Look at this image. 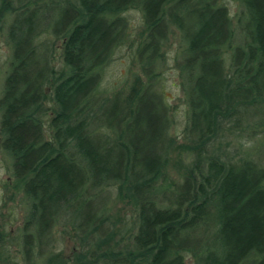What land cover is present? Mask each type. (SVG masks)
Instances as JSON below:
<instances>
[{"label":"trees","instance_id":"1","mask_svg":"<svg viewBox=\"0 0 264 264\" xmlns=\"http://www.w3.org/2000/svg\"><path fill=\"white\" fill-rule=\"evenodd\" d=\"M48 1L0 0V147L26 206L24 264L47 252L46 264H264V0H231L233 18L218 0ZM131 10L150 60L176 26L175 182L159 94L139 79L124 96L100 89ZM44 34L60 41L58 67ZM116 203L130 220L113 219ZM58 226L78 248L66 258L48 251Z\"/></svg>","mask_w":264,"mask_h":264},{"label":"rangeland","instance_id":"2","mask_svg":"<svg viewBox=\"0 0 264 264\" xmlns=\"http://www.w3.org/2000/svg\"><path fill=\"white\" fill-rule=\"evenodd\" d=\"M68 1L74 2L75 0ZM220 1L227 7L232 18L235 13H238L236 5L231 0H218V2ZM46 2L49 1L46 0ZM123 18L126 23V36L122 45L114 50L108 62L101 69L100 89L105 97L114 94L124 96L128 94L134 80L139 79L142 86L147 85L159 94L170 121L167 135L173 139L172 148L169 149L165 175L170 182H175L176 143L180 142L181 139L180 134L184 125V112L186 109L184 94L180 86L179 72L176 69L179 43L176 26L169 25L167 27L166 40L163 41L160 51L155 55V59L150 60L151 58H146L145 52L138 49L141 42L140 35L144 29L141 13L137 10H131L125 13ZM7 21L10 22V19H7ZM4 26L6 27V21L3 22ZM232 27L235 30L236 25H233V21ZM39 41H43L53 48V58L50 54L51 63L58 67L60 41L49 34L42 35ZM10 54L11 49L7 41L6 29L3 28L0 30V95ZM10 164L9 156H6L0 147V264H24L21 252V227L26 213V206L22 200V195L16 192L15 185L12 183L9 171ZM111 215L117 222L124 216L130 220L132 211L126 204L116 203L112 205ZM123 223H117L116 228H120ZM61 227L58 226L55 230L53 235L55 244L48 251L55 248L54 251L66 258L77 251L78 248L75 240L61 233ZM44 257L35 260L32 258L33 264H46ZM190 263L189 259L186 260V264Z\"/></svg>","mask_w":264,"mask_h":264}]
</instances>
